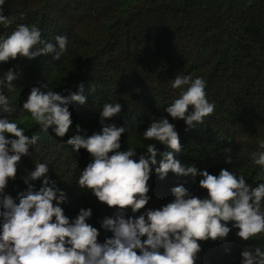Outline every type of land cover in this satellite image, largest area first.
I'll use <instances>...</instances> for the list:
<instances>
[{
  "label": "trees",
  "instance_id": "trees-1",
  "mask_svg": "<svg viewBox=\"0 0 264 264\" xmlns=\"http://www.w3.org/2000/svg\"><path fill=\"white\" fill-rule=\"evenodd\" d=\"M0 15L7 17V23H0V36L24 24L39 28L46 42L56 44L57 36L68 40L60 61L44 55L32 61L18 58L0 63V79L10 69L17 74L12 88L4 89L13 110L3 115L26 135L39 137L31 156L19 162L17 178L9 180L7 194L15 198L26 190L21 177L33 171L35 163H45L48 176L66 195L61 205L65 215L73 220L81 208H91L93 216L87 222L99 230L98 242L111 237L103 222L115 210L77 185L92 157L86 149L76 151L67 142L77 124L83 130L80 134L88 136L102 130L100 111L105 102L123 106L108 123L125 127L120 151L136 150L137 161L148 143H156L145 140L143 132L152 121L167 117L179 134L182 151L174 155L182 165L217 176L227 169L243 175L253 187L264 183V168L252 160V153L264 152L260 147L264 141V0H5ZM185 75L203 78L207 99L215 105L203 124L188 131L184 121L173 120L165 111L181 91L171 87L172 80ZM81 83L86 103H70L73 124L64 138L51 129L42 131L31 114L22 111L33 86L49 85L46 91L68 95L66 89L79 94ZM156 146L157 163L149 180L151 199L135 215L172 202L171 190L176 186L207 198L199 175L184 177L169 171L165 179L159 178L155 169L162 154L173 150ZM32 184L38 190L43 181ZM127 214L133 215L131 209ZM237 232L233 228L223 241L200 242L197 264H241L246 248L264 250V233L245 242Z\"/></svg>",
  "mask_w": 264,
  "mask_h": 264
},
{
  "label": "clouds",
  "instance_id": "clouds-1",
  "mask_svg": "<svg viewBox=\"0 0 264 264\" xmlns=\"http://www.w3.org/2000/svg\"><path fill=\"white\" fill-rule=\"evenodd\" d=\"M4 3L0 0V6ZM0 23H7V17L0 15ZM67 43L64 36H57L56 44L46 42L39 28L20 24L11 34L0 36V63L18 58L32 61L44 55L60 61ZM15 79L17 74L11 69L0 79V264H197L202 241H223L233 228L245 242L264 233V183L253 187L243 175L227 169H221L217 176L198 171L194 165H182L174 155L182 151L179 134L167 117L152 121L143 132L145 140L156 143H148L137 161L136 150L120 151L125 127L108 123L122 112L120 103L105 102L101 106L100 132L80 134L83 130L77 124L76 132L67 140L74 150L86 149L92 157L77 185L115 210L103 222L111 237L106 235L103 243L98 242L99 230L87 222L93 216L91 208H81L73 220L65 215L61 205L66 195L48 176L45 163H35L34 170L21 177L28 186L26 190L15 198L7 194L9 180L17 178L19 162L31 156L30 149L39 140L37 135H26L23 128L3 115L13 110L4 89H11ZM48 87L33 86L22 111L30 113L42 131L51 129L64 138L73 124L70 103H86L84 85L78 86L79 94L66 89L68 95L46 91ZM171 87L181 91L165 111L173 120L184 121L186 131L203 124L204 118L214 112L203 78L175 76ZM157 144L173 150L162 154L155 169L159 178L165 179L169 171L184 177L199 175V185L208 196L201 199L184 186H176L171 190L172 202L137 216L151 199L149 180L152 165L157 163ZM260 147L264 148V141ZM252 160L264 168V152L252 153ZM41 179L43 184L37 190L32 181ZM129 209L132 216L127 214ZM241 257V264H264L260 247L254 251L246 248Z\"/></svg>",
  "mask_w": 264,
  "mask_h": 264
}]
</instances>
